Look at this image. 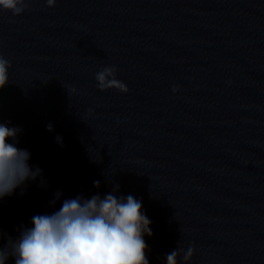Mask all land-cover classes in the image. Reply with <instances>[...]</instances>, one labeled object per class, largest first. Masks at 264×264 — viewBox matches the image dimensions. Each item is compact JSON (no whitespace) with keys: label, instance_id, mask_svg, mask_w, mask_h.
Wrapping results in <instances>:
<instances>
[{"label":"clouds","instance_id":"9594fccd","mask_svg":"<svg viewBox=\"0 0 264 264\" xmlns=\"http://www.w3.org/2000/svg\"><path fill=\"white\" fill-rule=\"evenodd\" d=\"M55 5L56 0H46L47 7ZM28 8V0H0V9L11 11L14 16L22 15ZM10 67V61L0 56V89L9 82ZM116 73L114 66L97 72V88L103 91L115 87L127 93L128 87L116 78ZM172 90L175 93L178 88L174 86ZM47 129L52 131L53 126L49 124ZM21 131L20 127L0 123V199L11 196L17 188L22 189L23 195V186L37 178L46 187L42 169L29 163L31 153L16 146ZM56 139L62 143L61 137ZM99 185V181H94V186ZM118 191L119 185H114L103 198L99 194L87 199L78 195L64 199L58 211L34 215L31 227L20 226L19 235L7 237L6 244L0 247V264H6L9 258L14 259V264H149L144 237L153 234L151 220L140 200L131 194L117 196ZM62 195L57 190L50 204L55 205ZM181 252L183 260L188 261L194 255V247L190 245L186 251L177 248L166 254V264H178Z\"/></svg>","mask_w":264,"mask_h":264}]
</instances>
